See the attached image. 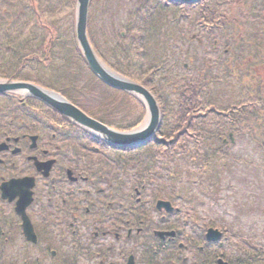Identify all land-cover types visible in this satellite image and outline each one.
Listing matches in <instances>:
<instances>
[{"label": "flooded vegetation", "instance_id": "af4514ba", "mask_svg": "<svg viewBox=\"0 0 264 264\" xmlns=\"http://www.w3.org/2000/svg\"><path fill=\"white\" fill-rule=\"evenodd\" d=\"M8 48L0 53V82L28 81L26 57L12 73ZM25 92H0V186L32 181L28 236L14 211L28 200L26 189L14 187L12 201L0 190V241H21V264H217L204 231L184 237L181 211L159 195L155 177L119 174V150L79 143L74 123Z\"/></svg>", "mask_w": 264, "mask_h": 264}, {"label": "rangeland", "instance_id": "374dc122", "mask_svg": "<svg viewBox=\"0 0 264 264\" xmlns=\"http://www.w3.org/2000/svg\"><path fill=\"white\" fill-rule=\"evenodd\" d=\"M136 3L137 0H94L88 26L96 46L102 53L104 52L106 54L105 48L107 45L111 46L114 44L117 39L115 38L117 31L121 30L120 27L124 24L127 18L126 15L129 14L131 8H135ZM176 12L163 10L162 13L156 15V19L153 22L155 26L159 25V27L155 30L156 34L154 36L152 34L153 28L148 31L149 39L146 46L147 54H149L147 59L156 61L155 66L162 69L161 74H167L165 79L158 78L156 80L155 89H160L164 92L163 95H169L170 99H174L175 97L170 93V90H168L169 87L165 84L167 80L180 83L183 75L194 78L199 74V70L198 72L195 71V63L190 64L189 59L186 56L184 57L183 52L185 50L188 53L197 52L199 58L196 64H199L200 67L202 66V62L207 63L208 60L210 61L209 56L215 62L214 72L216 71L218 63L216 53L212 52L209 46H205L207 49L204 50L203 48H197L196 42L190 44L178 41V28L180 26L183 27L184 31L189 33L188 35H191V32H197V25L191 24L189 21L183 23L178 19ZM165 43L169 44L168 47L164 46L161 50L160 45ZM152 49L153 52L157 50L159 57L156 54L152 57ZM201 58L203 61H201ZM184 63L188 64L190 70L183 68ZM78 64H75V69L71 74L74 73L75 84L78 85V90L81 92L79 95L83 100L91 94L94 97L92 100L95 103L96 98L101 94V97H104L107 101L109 100L112 106H114L112 111H119L118 116L114 115V118L119 120L121 124L129 121L130 118L128 116L132 118L138 114L135 111L129 112L124 110L126 109V102H129L131 108L133 106L128 96H120L118 92L105 89L98 81L92 79L89 70H86L87 67L82 62ZM165 68L166 70H164ZM65 70L67 71V69ZM62 71L64 73L66 72L64 70ZM157 72L155 76H157ZM211 73V70L208 71L206 76L208 78L212 77ZM94 80L96 81L97 87L94 88L93 92L90 90L87 91L86 88H89ZM214 83L209 82L202 92L205 99L208 100L207 104L219 112L220 109H223L228 104L232 105L236 101H234L233 94L226 87L225 82ZM163 98L169 100L165 96ZM201 123L203 124L202 127L207 128L206 130L201 127L199 129L203 138H208L209 133H219V136L227 137L230 130L229 125L226 124V121L220 115L213 118L204 116ZM233 134L236 139L228 150L232 155V158L228 160L231 166L228 170H222L223 172L220 173L221 184L218 188L217 195L211 196L210 198L204 196L201 193L202 190L199 187L198 179H192L190 185L186 181L178 183L186 198L188 200L190 198L191 200L193 199L194 212L197 216L201 218H204V216L212 217L219 225H230L229 238L221 240L216 246L227 257L231 256L230 253L233 249H236L237 252V250L246 246L243 244L244 239L248 240L251 246L256 244V242H264V138L262 135L251 136V134L237 132ZM262 134H264V130ZM190 143L192 146V140ZM182 158L190 159L187 154H184ZM176 164L175 161H172L171 168L180 170ZM170 171L174 173L171 169ZM181 175L186 176V174ZM204 194L206 193L204 192ZM188 207V204L179 205V208L183 209L182 211H184L183 214L185 215L187 212L185 210H188ZM3 245L0 247V255L2 256L1 264H21L20 256L22 246L21 248L17 246L21 245V241L18 240L15 246L4 243Z\"/></svg>", "mask_w": 264, "mask_h": 264}, {"label": "trees", "instance_id": "16d2710c", "mask_svg": "<svg viewBox=\"0 0 264 264\" xmlns=\"http://www.w3.org/2000/svg\"><path fill=\"white\" fill-rule=\"evenodd\" d=\"M142 6H144L142 10L139 9L134 12L135 18L123 26L127 31L126 38L121 39L117 37L114 44L108 47L109 49L107 50V53L110 56V59L96 49L97 47L92 37H90V40L99 55L113 69L115 68L116 71L128 76L129 78L141 81L152 90H156L153 88L155 86H151V75H146L147 71H145L142 63V59L146 56V50H144V48H146L147 41L149 39L147 36V30L152 27V22L150 21V7L148 8L146 4ZM72 8L73 6L70 7L71 11ZM221 9L223 12L221 14L226 16L229 14L228 11L230 8L226 5L221 7ZM217 11H219V6L214 4V0H204L200 3L196 14L207 26H210L216 16L220 14L217 13ZM215 14L216 16H214ZM232 16L238 19L236 20V23H232L235 27L234 32L242 33L241 39L236 41L235 48L236 50H238V48L246 50L245 52H238V55L242 59H244V57L247 59L251 56L255 62L261 64L264 62V36L258 40L259 43L254 40H247L246 33L248 29L243 25V21H245L248 17H251L254 20L257 18L264 21V2L250 0L247 4L237 5L234 7ZM242 18L243 21L241 22ZM239 21L242 24H240ZM222 22L223 26H226L228 29L230 22L226 19H223ZM72 28L73 24L71 22L68 30L70 29L71 42L73 41L75 44L74 50H76L75 54L78 56L80 53L76 47V41L74 40ZM160 46L164 47L168 46V44L165 43ZM152 70H158L157 66L152 68ZM230 72L232 71L227 69V73ZM235 72L236 75L233 77L241 84V86L235 88L234 95L236 96V102L232 105L228 104L223 109H220V113L217 115H220L228 125L231 123L233 124L232 126L235 125L242 131H248L254 136L262 135L264 138V134H262V131L264 130V70H260L259 72H255L253 70V73H251L247 70L236 67ZM248 74H250L251 77ZM245 75L249 77L247 78ZM197 78L198 79L187 81L180 85L177 83L166 85L169 87L171 94L174 93L180 97V102L178 108L174 112V115H176L179 123H187L188 131L192 133L191 136L196 141L194 146L190 148V146L185 147V143L183 141L176 140L172 146L173 148H170L171 145L169 144L166 149H162L165 151V155L161 156V158L184 159L182 156L187 154L190 159H186L187 162L183 163V167H185V170L188 171L187 174L190 177L189 180H191V178L198 179L200 189L207 195L214 196L217 195L218 188L221 184L220 173L229 168L227 164L228 156L224 146L222 145L216 146L212 149H207L204 143L200 142V138L202 137L196 133V127L203 126L200 120L202 119L201 114H203L206 110L211 112L210 108L207 109L209 107L207 104L208 100L201 98L204 96L202 90L206 87V75L198 76ZM155 92L156 95H159L158 93H160L157 91ZM211 113L213 114V112ZM217 115H211V117L213 118ZM231 115L233 116L232 119ZM198 117L199 119H195ZM100 120L107 123H114L118 128L128 129L139 121V117L137 120H134L133 123L129 124H120L118 120L113 122L110 118L106 117H100ZM178 143H181L184 148L176 151L174 148ZM155 149L159 152L162 151L160 148ZM229 264H264V242H256V244L252 246H245L241 253L238 252L235 258L229 261Z\"/></svg>", "mask_w": 264, "mask_h": 264}, {"label": "water", "instance_id": "95a60500", "mask_svg": "<svg viewBox=\"0 0 264 264\" xmlns=\"http://www.w3.org/2000/svg\"><path fill=\"white\" fill-rule=\"evenodd\" d=\"M176 2H196L198 0H172ZM89 0H77V21H76V37L79 43V46L82 50V53L95 75H97L103 82L106 84L127 91L131 94H135L141 98L146 106L148 111V117L146 124L139 130H134L130 132H120L111 130L109 127L103 125L102 123L86 116L84 113L79 111L69 102L64 101L58 94H50L44 92L42 89L35 86L28 85V89L34 93L39 99L45 103L51 105L58 112L72 118L77 121L80 125L89 128L95 132H98L100 136L107 141L108 143L118 145V146H131L139 147V145L145 143L153 135L154 131L159 124V110L157 103L153 98L152 94L145 89L140 84L129 80L110 69H107L100 61L97 59V56L93 52L91 45L88 41L86 35V15H87V6ZM17 211L22 213V205L19 204ZM25 222V220H24ZM26 224V223H25ZM214 236H218L217 232H213Z\"/></svg>", "mask_w": 264, "mask_h": 264}]
</instances>
